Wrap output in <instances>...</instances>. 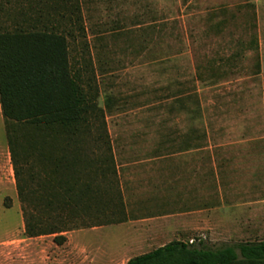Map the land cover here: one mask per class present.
Returning <instances> with one entry per match:
<instances>
[{"label": "rangeland", "instance_id": "rangeland-1", "mask_svg": "<svg viewBox=\"0 0 264 264\" xmlns=\"http://www.w3.org/2000/svg\"><path fill=\"white\" fill-rule=\"evenodd\" d=\"M26 18L73 28L74 61L95 105L80 128L85 144L67 150L63 168L75 196L59 215L37 190L46 167L28 166L33 225L69 231L106 222L121 207L120 172L193 161L256 169L263 182L252 199L254 222L219 225L194 243L264 240V0H0V30ZM190 143L199 146L180 150ZM86 183L90 202L82 208ZM65 231L27 236L0 104V264L59 257Z\"/></svg>", "mask_w": 264, "mask_h": 264}, {"label": "trees", "instance_id": "trees-1", "mask_svg": "<svg viewBox=\"0 0 264 264\" xmlns=\"http://www.w3.org/2000/svg\"><path fill=\"white\" fill-rule=\"evenodd\" d=\"M36 20L26 18L12 30H0V104L28 237L65 231L58 225L32 224L36 206L28 166L36 162L46 167L37 190L42 191L46 210L59 215L75 196L74 183L63 168L67 150L85 144L86 134L80 128L82 122L88 123L87 112L95 107L87 100L74 61L73 28ZM78 30L86 35L83 24ZM257 65L260 69L259 59ZM86 184L79 193L82 208L90 202L91 187ZM126 264H264V240L215 248L173 240Z\"/></svg>", "mask_w": 264, "mask_h": 264}, {"label": "crops", "instance_id": "crops-1", "mask_svg": "<svg viewBox=\"0 0 264 264\" xmlns=\"http://www.w3.org/2000/svg\"><path fill=\"white\" fill-rule=\"evenodd\" d=\"M195 146L185 144L180 150ZM153 164L154 170L120 172L121 207L112 211L113 218L65 231L60 256H46L44 264H126L151 251L147 248L241 223L242 218L254 222L259 203L252 199L263 185L258 170H212L208 163L193 161Z\"/></svg>", "mask_w": 264, "mask_h": 264}, {"label": "built area", "instance_id": "built-area-1", "mask_svg": "<svg viewBox=\"0 0 264 264\" xmlns=\"http://www.w3.org/2000/svg\"><path fill=\"white\" fill-rule=\"evenodd\" d=\"M201 237H204V235H202ZM195 240H196L195 238H191L188 242L193 244Z\"/></svg>", "mask_w": 264, "mask_h": 264}]
</instances>
